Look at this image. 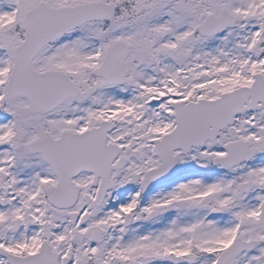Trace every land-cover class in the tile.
<instances>
[{"label":"snow or ice","instance_id":"1","mask_svg":"<svg viewBox=\"0 0 264 264\" xmlns=\"http://www.w3.org/2000/svg\"><path fill=\"white\" fill-rule=\"evenodd\" d=\"M0 264H264V0H0Z\"/></svg>","mask_w":264,"mask_h":264}]
</instances>
